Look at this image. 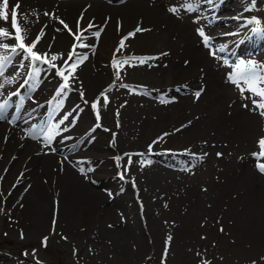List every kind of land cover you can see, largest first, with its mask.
<instances>
[{
	"label": "bare ground",
	"instance_id": "6f19581e",
	"mask_svg": "<svg viewBox=\"0 0 264 264\" xmlns=\"http://www.w3.org/2000/svg\"><path fill=\"white\" fill-rule=\"evenodd\" d=\"M184 2L19 0V13L28 14L26 23L18 16L28 29L27 42L47 25L46 35L37 46L41 53H62L67 59L73 45V37L66 30L56 32L62 25L44 16V12L55 13L73 31L83 13L82 28L91 21L103 31L98 41L85 33L88 39L84 43L94 44V52L77 48L89 58L77 70L78 80L63 97L56 115L59 121L71 113L65 122L69 130L53 142L55 151L26 138V131L45 120L60 99L55 96L56 86H52L51 79L57 76L54 70L41 74L33 99L25 101L22 119L15 126L0 121V183L4 190L10 185L5 195L10 201L0 214V231L19 230L40 239L56 235L76 244L83 242L108 264H151L164 253L169 235L171 247L190 241L208 225L230 228L234 234L260 233L264 228V174L257 170L253 153L259 151L257 141L264 137V117L242 106L252 105L229 82L234 63L219 58L239 44L241 38L232 36L231 40L227 35L244 27L245 18L252 12L245 9L251 2L212 0L211 4L201 3L194 13L183 10ZM15 3L17 0H9L10 14ZM173 7L181 9L179 15L170 11ZM33 11L39 14L38 21L31 15ZM233 14L241 19L233 22ZM138 25L150 31L129 37L122 53H116L121 39ZM0 27L11 30L10 20L0 21ZM198 28L210 38L220 39H211V47H206ZM248 41L251 45L240 47L236 57L264 49V34L252 33ZM221 48L224 51H219ZM114 53L116 59L168 55L144 65L124 66L128 67L127 79L120 81L112 64ZM15 71V66L10 67L7 77ZM23 76L21 72L14 85L4 87L0 102L20 88ZM115 81L119 82L117 86ZM201 87L203 94L196 100L193 92ZM109 88L111 102L105 108L101 94ZM129 89H139L142 94ZM21 92L28 93L25 89ZM98 97L101 127H96L92 108ZM12 99L14 104L19 102L17 97ZM109 111L115 119L111 128L106 125ZM28 113L32 118L24 123ZM15 114L13 106L8 110V119ZM64 136L71 139L65 141ZM161 136L163 140L154 144L149 154L148 146ZM126 153H144L132 156L133 162H145L139 175L134 176H138L136 180L122 179L120 168L114 173L116 162L128 160ZM217 153L223 155L218 157ZM197 167L214 173L212 180L190 181L187 175ZM133 188L141 199L138 208L129 199Z\"/></svg>",
	"mask_w": 264,
	"mask_h": 264
},
{
	"label": "snow or ice",
	"instance_id": "6c2138e0",
	"mask_svg": "<svg viewBox=\"0 0 264 264\" xmlns=\"http://www.w3.org/2000/svg\"><path fill=\"white\" fill-rule=\"evenodd\" d=\"M212 3V0H185L182 7L185 12H197L199 10V5L201 3ZM21 5L19 3V0H17V3L11 7V14L9 12L10 4L9 0H2L0 2V21L3 22H9L11 23V30L7 28L0 27V96H4L5 93L3 92V89L6 85L11 86L14 85V83L17 82V78L20 77L21 72H24V76L22 77L23 83L20 85V88L16 91H12L7 95L6 99H3L2 102H0V121H7L11 123L13 126L16 125L18 121L22 119L20 113L22 112L23 105L25 103V100H32L33 97L29 94H21V89L27 88L29 92L34 91L37 84L39 83L40 76L43 72L54 70L55 74L59 76L62 80V84L60 85L59 89L57 90L55 96L59 97L60 99H57L52 106V110L48 113L47 118L45 120H42L38 125H33L30 127L29 130L26 131V138H31L36 141L42 142L43 146L46 148H49L52 151H55V149L52 147L54 140L62 134V132H67L69 130V125H66L65 122L68 120V117L71 115V113H66L64 116H62L59 121H56V115L59 114V110L62 107L63 104V97L67 94V92H70L73 88V83L78 80V76L76 75L77 70L79 67H81L85 61L88 60V56L86 54H81L77 52V48H90L95 50L94 44H87L84 43L85 40L88 39V37L85 35V33H89L92 37H94L97 41L99 40L101 33L103 31V28L100 26L95 25L91 21L88 22L87 26L82 28L81 22L83 20V13H81L80 18L77 20L76 30L73 31L72 28L63 20L60 19L55 15V13H49L44 12L43 15L46 17H50L51 19L57 21L60 25H62V28H56V32L64 31L66 30L69 35L73 37V45L71 47V50L69 51L67 55V59L64 58V55L62 53H54L49 54V52H39L37 50V46L40 44L42 38L46 35L44 28L47 27V25H44V27L41 28L39 33L37 34L36 38L32 40L30 43L28 41V29L23 27V25L20 23V19L24 20V22H27L28 14H20L19 9ZM256 7V0H251V6L246 8L245 11H252ZM170 11L175 14L179 15L181 9L179 7H173L170 9ZM31 15L36 16L37 21L39 20V14L35 11L31 13ZM18 16L20 19H18ZM236 19H241L240 17H237ZM107 22V21H106ZM261 21L255 17L247 20L245 25H242L246 27L247 25H256L255 27H252L250 31L253 33V35H262L264 34V28L260 27ZM118 30L120 28V24L118 22ZM97 29L96 31H92V29ZM150 31V29H144L140 27L139 25L136 27V29L129 33L127 36L123 37L119 43L118 48L116 49V53H122V51L125 48V41L129 37H135L137 33H142ZM197 32L199 36L202 38L203 43L206 47H211V38L205 33L203 28H198ZM238 33H231L229 35H237ZM55 37H53V40ZM12 40L15 41V43H7L5 41ZM49 51L51 49V44H49ZM219 51H224L223 48L219 49ZM114 53V59L112 61V64L114 68L116 69V78L120 79V74L123 71L124 66H130V67H136L138 65H144L147 64L149 60H158L161 56L168 55V53H161L160 56L155 57H125L123 59H116ZM213 56L216 55V52H211ZM17 58L19 60L17 61ZM57 61H63L62 63H57ZM27 62V63H25ZM136 62V63H133ZM227 62V61H226ZM187 63V61L185 62ZM12 66H15L16 71L11 76V78L7 77L8 69ZM46 66V67H45ZM28 68V71H25V68ZM229 82L235 86L240 94L241 97L245 100H249L251 102V108H249L248 104H243L242 106L249 111H252L261 117H264V63H258L256 61L252 60H239L235 66L234 71L229 74ZM124 88H128V85L122 84L121 85ZM187 87L186 85L184 86ZM180 89L177 88V91ZM111 91V88L106 89L101 96L103 97V107H107L109 103L111 102L108 97V92ZM129 91L142 94L139 89H129ZM203 87H201L199 90H196L193 92V95L196 100H199L201 95L203 94ZM247 93V95H245ZM81 97L83 98L84 93L83 91L80 92ZM13 97H17L19 99L18 103L14 104ZM87 103V101H85ZM164 103L165 101H161ZM51 103V102H50ZM15 106L16 114L12 119H8V110ZM92 108L95 110V115L97 118V125L96 127H101L99 121L101 119V100L98 97L97 100L92 103ZM117 117H119V110H117L116 113ZM32 118V113H28L26 117L23 118L24 123H28L29 120ZM55 121V122H54ZM75 122V117H73V123ZM191 123V122H189ZM64 125L62 128L61 126ZM117 126L119 127V122L117 123ZM176 131H180V129H177ZM169 135L168 133L164 134ZM163 136L158 138L157 141H154L153 144H150L148 146V153L152 154V149L154 144L159 143L160 140H163ZM7 139V138H5ZM63 139L67 141L68 139H71L70 137L64 136ZM115 140H113V143ZM257 146L259 151L257 153H253V156L257 160V170L264 174V162H261L264 160V137H260L257 141ZM128 157V162L125 168H129L132 164V156L133 155H139L144 156V153H137V154H125ZM194 155V154H193ZM206 155V154H205ZM223 153H217L218 157H221ZM120 159V158H117ZM141 164H144V161H140ZM147 163H151V161H147ZM81 173H84V169H80ZM121 178L123 179V173L121 174ZM3 177L0 176V180H2ZM19 180L17 181V183ZM133 183H135L133 181ZM206 190V189H205ZM3 196V193L0 192V197ZM22 206V205H21ZM141 208H143V205H141ZM4 211L3 207L0 206V214H2ZM55 226V220L53 221V230ZM111 227V225H110ZM221 232L224 231L223 228L220 229ZM21 238H23V234H21ZM204 238V237H202ZM64 239H67L64 237ZM172 240L171 235L167 237V240L165 242V251L162 256V260L166 264L167 259V249L170 247V242ZM48 238H43L42 246H47ZM27 255V253H26ZM197 255H201L199 252ZM261 259H264L262 257ZM202 264H211V261L208 260H202ZM253 264H257L256 261H253Z\"/></svg>",
	"mask_w": 264,
	"mask_h": 264
},
{
	"label": "rangeland",
	"instance_id": "374dc122",
	"mask_svg": "<svg viewBox=\"0 0 264 264\" xmlns=\"http://www.w3.org/2000/svg\"><path fill=\"white\" fill-rule=\"evenodd\" d=\"M257 1L255 12L262 9L260 20L264 24V0ZM217 39L218 37L214 41ZM257 54L260 53H254L249 58H257L264 62V59L259 58ZM127 69L128 67L123 68L124 74L120 75V81H126ZM51 80L53 87L60 85L58 76ZM114 84L118 85V81H115ZM114 121L115 119L109 111L106 125L111 128L115 124ZM127 162L128 160L120 163L116 162L114 173L120 168L121 171H118L120 175L123 173V177L136 180L138 176H134L137 173L139 175L143 168L142 164L132 160L131 166L126 169ZM214 175L208 168L197 167L191 174L189 172L187 176L190 181L198 182L200 180H212ZM7 189H10V185H7L4 190L2 183H0V192L3 193V196L0 197V206L3 208L10 201L5 196ZM129 195L131 196L129 198L131 199V205L133 207L139 206L141 199L138 197V190L133 188ZM6 209L5 207V211H7ZM221 228L224 229L223 232L220 231ZM21 234H23V238H21ZM47 238V246H42L43 239L39 237L28 235L26 232L19 230H1L0 260H4L0 262L7 264H108V260H103L99 256L100 253L95 252L94 249L90 251L91 246L83 242L76 244L70 239H64V237L56 235L47 236ZM198 252L201 255L198 256ZM162 256L163 254H159L158 258L151 264H165ZM262 257H264V228L259 234L256 232L255 235H241L234 234L230 228L221 225L220 228L208 225L190 241L181 244L175 243L170 249H167L166 264H202V260L211 261V264H253V261H256L257 264H264Z\"/></svg>",
	"mask_w": 264,
	"mask_h": 264
}]
</instances>
